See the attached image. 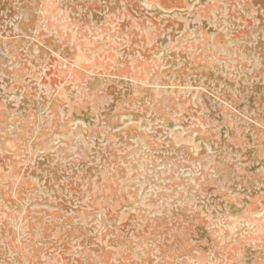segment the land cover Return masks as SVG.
Segmentation results:
<instances>
[{"label":"rangeland","instance_id":"rangeland-1","mask_svg":"<svg viewBox=\"0 0 264 264\" xmlns=\"http://www.w3.org/2000/svg\"><path fill=\"white\" fill-rule=\"evenodd\" d=\"M0 264H264V0H0Z\"/></svg>","mask_w":264,"mask_h":264}]
</instances>
